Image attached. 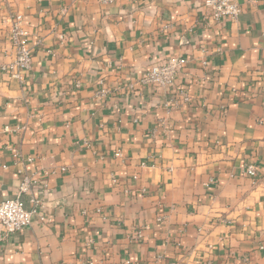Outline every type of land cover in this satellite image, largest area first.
<instances>
[{
    "label": "crops",
    "instance_id": "1",
    "mask_svg": "<svg viewBox=\"0 0 264 264\" xmlns=\"http://www.w3.org/2000/svg\"><path fill=\"white\" fill-rule=\"evenodd\" d=\"M203 1L0 0V66L15 13L31 48L0 70V199L27 176L45 216L0 227V264H264V0Z\"/></svg>",
    "mask_w": 264,
    "mask_h": 264
},
{
    "label": "built area",
    "instance_id": "2",
    "mask_svg": "<svg viewBox=\"0 0 264 264\" xmlns=\"http://www.w3.org/2000/svg\"><path fill=\"white\" fill-rule=\"evenodd\" d=\"M102 5H109L115 0H94ZM203 5L209 10L210 16L214 21H219L223 16L229 20H236L239 14V6L235 0H204ZM28 30L22 25L21 15L15 13L12 15L11 26L9 30V41L14 48V58L8 63L2 64L0 70L9 74L13 79L22 80V75L30 67L31 48L28 40ZM186 59L179 57L162 62H154L148 70L139 79L144 86H153L161 89H168L175 86L176 78ZM206 65V62H202ZM175 93V92H174ZM190 99L185 89H180L174 94V100L188 101ZM176 104V103H174ZM116 156H120L118 151ZM31 160V158H28ZM64 170V168H61ZM243 174L249 178L257 176L256 167L253 164H247L243 169ZM31 184L29 177L24 176L18 187V194L14 198L0 199V227L7 233H13L30 225L35 218L40 221L45 220L41 204L34 198H30L31 207L27 208L25 202L20 198V194L26 192ZM91 264V262H87ZM125 264H129L126 262ZM204 264H212L207 261Z\"/></svg>",
    "mask_w": 264,
    "mask_h": 264
}]
</instances>
